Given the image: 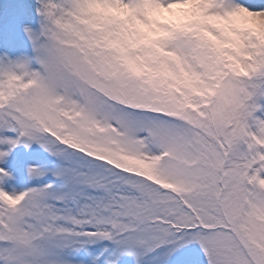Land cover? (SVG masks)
<instances>
[{"label": "snow or ice", "instance_id": "1", "mask_svg": "<svg viewBox=\"0 0 264 264\" xmlns=\"http://www.w3.org/2000/svg\"><path fill=\"white\" fill-rule=\"evenodd\" d=\"M0 264H264V0H21Z\"/></svg>", "mask_w": 264, "mask_h": 264}, {"label": "rangeland", "instance_id": "2", "mask_svg": "<svg viewBox=\"0 0 264 264\" xmlns=\"http://www.w3.org/2000/svg\"><path fill=\"white\" fill-rule=\"evenodd\" d=\"M20 3L21 0H0V25L7 27L16 16Z\"/></svg>", "mask_w": 264, "mask_h": 264}]
</instances>
